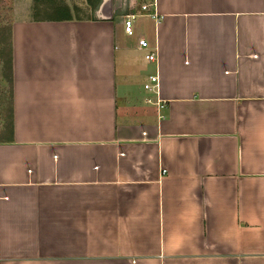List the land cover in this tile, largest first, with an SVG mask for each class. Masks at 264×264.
I'll use <instances>...</instances> for the list:
<instances>
[{
  "label": "crops",
  "instance_id": "1",
  "mask_svg": "<svg viewBox=\"0 0 264 264\" xmlns=\"http://www.w3.org/2000/svg\"><path fill=\"white\" fill-rule=\"evenodd\" d=\"M44 1L13 0L0 264H264V0Z\"/></svg>",
  "mask_w": 264,
  "mask_h": 264
},
{
  "label": "rangeland",
  "instance_id": "2",
  "mask_svg": "<svg viewBox=\"0 0 264 264\" xmlns=\"http://www.w3.org/2000/svg\"><path fill=\"white\" fill-rule=\"evenodd\" d=\"M44 2L42 7L36 6L39 10L36 14L41 18H50L55 14L56 7L62 3V0H45ZM63 2L70 4L76 3L75 6L70 5V9L76 15L75 17H89L94 14L88 6L83 4L82 0H63ZM133 2L141 6L151 3L152 0H133ZM13 8V0H0V141L10 137L13 119L11 83V23L13 19ZM144 54L145 51L133 50L130 52V55L133 56L134 62L137 65L134 69L135 71L147 70V62L149 61L144 60ZM119 80L120 82L122 81V79ZM143 80V78H140L136 83V87L142 88Z\"/></svg>",
  "mask_w": 264,
  "mask_h": 264
},
{
  "label": "built area",
  "instance_id": "3",
  "mask_svg": "<svg viewBox=\"0 0 264 264\" xmlns=\"http://www.w3.org/2000/svg\"><path fill=\"white\" fill-rule=\"evenodd\" d=\"M153 7V10L150 11L149 8ZM141 10L143 12L142 15H147L155 20H158V14L156 11V3L155 1L149 3V4H143L141 5ZM138 16V14H126L123 19V27H124V32L131 36L134 35L135 33V28H134V20ZM137 48L138 49H149L150 44L145 38H139L137 42ZM157 48L154 46V50L149 52L148 54L145 55V58L147 60H151L153 62L157 61ZM145 89H148L149 91L153 93H158L159 90V76L157 74L149 76V81L148 83L144 84ZM164 171V170H163Z\"/></svg>",
  "mask_w": 264,
  "mask_h": 264
},
{
  "label": "trees",
  "instance_id": "4",
  "mask_svg": "<svg viewBox=\"0 0 264 264\" xmlns=\"http://www.w3.org/2000/svg\"><path fill=\"white\" fill-rule=\"evenodd\" d=\"M98 1L100 0H87L88 4L92 7H96ZM38 10V8L36 7ZM39 11V10H38ZM51 19L56 20H68L72 18V15L70 13V8L64 5H59L56 7L55 14L50 17ZM12 56V55H11ZM11 72H12V59H11ZM12 76H11V83H12ZM13 122V121H12Z\"/></svg>",
  "mask_w": 264,
  "mask_h": 264
},
{
  "label": "water",
  "instance_id": "5",
  "mask_svg": "<svg viewBox=\"0 0 264 264\" xmlns=\"http://www.w3.org/2000/svg\"><path fill=\"white\" fill-rule=\"evenodd\" d=\"M104 3H110L111 7L109 9L108 18L112 17L113 10H118L122 6V0H104Z\"/></svg>",
  "mask_w": 264,
  "mask_h": 264
}]
</instances>
